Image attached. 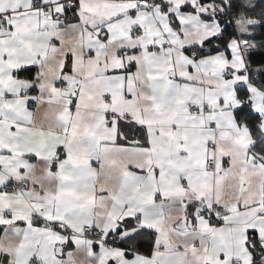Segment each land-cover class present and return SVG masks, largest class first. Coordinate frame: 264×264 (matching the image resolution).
I'll return each mask as SVG.
<instances>
[{
  "label": "snow or ice",
  "instance_id": "1",
  "mask_svg": "<svg viewBox=\"0 0 264 264\" xmlns=\"http://www.w3.org/2000/svg\"><path fill=\"white\" fill-rule=\"evenodd\" d=\"M0 264H264V0H0Z\"/></svg>",
  "mask_w": 264,
  "mask_h": 264
}]
</instances>
